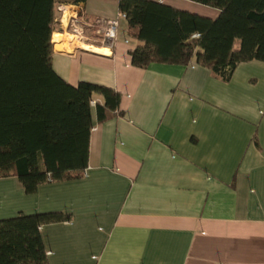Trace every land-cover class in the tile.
<instances>
[{
	"label": "crops",
	"instance_id": "obj_1",
	"mask_svg": "<svg viewBox=\"0 0 264 264\" xmlns=\"http://www.w3.org/2000/svg\"><path fill=\"white\" fill-rule=\"evenodd\" d=\"M54 2L55 31L78 10L87 20L119 13L118 0ZM160 3L218 15L187 0ZM121 20L105 50L63 47L54 31L58 77L115 91L119 108L98 122L92 105L81 177L33 194L1 177L0 220L68 216L39 228L48 264H264V63H241L227 81L194 62L138 68L131 52L142 43Z\"/></svg>",
	"mask_w": 264,
	"mask_h": 264
},
{
	"label": "trees",
	"instance_id": "obj_2",
	"mask_svg": "<svg viewBox=\"0 0 264 264\" xmlns=\"http://www.w3.org/2000/svg\"><path fill=\"white\" fill-rule=\"evenodd\" d=\"M187 1L218 15L211 19L152 0H118L119 13L142 43L131 52L133 66L194 62L227 81L241 63H264V0ZM54 24V0H0V178L15 176L27 194L48 181L81 177L91 103L103 122L120 102L111 89L84 82L73 87L58 77L52 68ZM68 219L44 213L0 220V264H48L39 228Z\"/></svg>",
	"mask_w": 264,
	"mask_h": 264
},
{
	"label": "built area",
	"instance_id": "obj_3",
	"mask_svg": "<svg viewBox=\"0 0 264 264\" xmlns=\"http://www.w3.org/2000/svg\"><path fill=\"white\" fill-rule=\"evenodd\" d=\"M157 1L161 2L162 0ZM65 9V6L57 8L61 13H64ZM79 11L70 15L67 27L61 35L67 36L74 43L83 45L86 48H98L100 50L112 48L117 40L119 21L124 18V15L118 13L113 19L95 18L87 20ZM196 37L197 35L193 36V38Z\"/></svg>",
	"mask_w": 264,
	"mask_h": 264
},
{
	"label": "rangeland",
	"instance_id": "obj_4",
	"mask_svg": "<svg viewBox=\"0 0 264 264\" xmlns=\"http://www.w3.org/2000/svg\"><path fill=\"white\" fill-rule=\"evenodd\" d=\"M196 6L198 7V9H199L200 11H205V12L212 11V9H211V8H208V7L198 6V5H196ZM123 19H124V18H123ZM120 20H121V19H120ZM123 23H124L123 20H121V21H120V25H122ZM55 32H59V34H62V31H58V30H56ZM57 38H58V36L55 35V36H54V40H53V42H55ZM52 39H53V38H52ZM58 40H59V38H58ZM62 43H64L63 47H67V46H69V45L74 44V42H73L72 40H70L67 36H63V37H62ZM53 45H54V44H53Z\"/></svg>",
	"mask_w": 264,
	"mask_h": 264
},
{
	"label": "bare ground",
	"instance_id": "obj_5",
	"mask_svg": "<svg viewBox=\"0 0 264 264\" xmlns=\"http://www.w3.org/2000/svg\"><path fill=\"white\" fill-rule=\"evenodd\" d=\"M59 35V34H58ZM61 36V38L63 37L62 35H59V37ZM58 37V38H59ZM58 38L56 39V41L54 42V43H57V42H59V40H58ZM62 41V40H61ZM98 51V50H97Z\"/></svg>",
	"mask_w": 264,
	"mask_h": 264
}]
</instances>
